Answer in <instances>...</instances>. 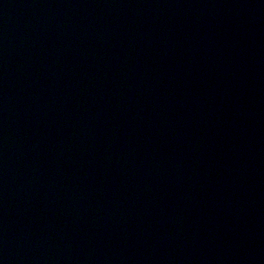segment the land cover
<instances>
[{"label": "water", "instance_id": "95a60500", "mask_svg": "<svg viewBox=\"0 0 264 264\" xmlns=\"http://www.w3.org/2000/svg\"><path fill=\"white\" fill-rule=\"evenodd\" d=\"M0 264H264V0H0Z\"/></svg>", "mask_w": 264, "mask_h": 264}]
</instances>
